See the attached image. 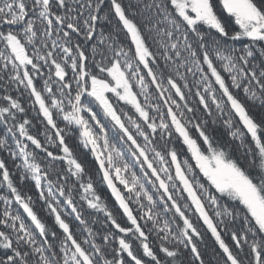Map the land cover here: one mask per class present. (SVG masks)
Listing matches in <instances>:
<instances>
[{"label":"snow or ice","instance_id":"snow-or-ice-1","mask_svg":"<svg viewBox=\"0 0 264 264\" xmlns=\"http://www.w3.org/2000/svg\"><path fill=\"white\" fill-rule=\"evenodd\" d=\"M0 264H264V0H0Z\"/></svg>","mask_w":264,"mask_h":264},{"label":"trees","instance_id":"trees-1","mask_svg":"<svg viewBox=\"0 0 264 264\" xmlns=\"http://www.w3.org/2000/svg\"><path fill=\"white\" fill-rule=\"evenodd\" d=\"M217 134L221 135V136H226L224 130L222 128H218L217 129ZM70 144H73L75 145L76 144V141L74 138H70L69 141H68ZM87 160H89V162L91 161V158L90 157H85ZM9 167H11V163H9ZM94 167V166H93ZM94 179H98L97 177L94 176ZM100 193L102 196H104L107 200V202L109 203V205L113 208H115V204L113 202V199L110 197V194L108 193L106 187H100ZM119 219V217H118ZM51 222V221H49ZM121 223H123V220H121ZM202 228V226H201ZM202 231H203V228H202ZM230 242V241H229ZM201 251L204 255V258L206 261L208 260H211L212 258V255H213V249L215 247L214 245V241L212 240L210 234H208L206 231H205V244L204 245H201Z\"/></svg>","mask_w":264,"mask_h":264},{"label":"rangeland","instance_id":"rangeland-1","mask_svg":"<svg viewBox=\"0 0 264 264\" xmlns=\"http://www.w3.org/2000/svg\"><path fill=\"white\" fill-rule=\"evenodd\" d=\"M108 191V190H107ZM109 193V192H108Z\"/></svg>","mask_w":264,"mask_h":264},{"label":"water","instance_id":"water-1","mask_svg":"<svg viewBox=\"0 0 264 264\" xmlns=\"http://www.w3.org/2000/svg\"><path fill=\"white\" fill-rule=\"evenodd\" d=\"M110 194V193H109Z\"/></svg>","mask_w":264,"mask_h":264}]
</instances>
